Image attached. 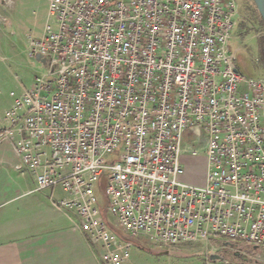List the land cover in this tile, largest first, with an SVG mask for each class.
<instances>
[{"label": "built area", "instance_id": "2783aa9c", "mask_svg": "<svg viewBox=\"0 0 264 264\" xmlns=\"http://www.w3.org/2000/svg\"><path fill=\"white\" fill-rule=\"evenodd\" d=\"M48 12L29 47L47 71L10 93L0 143L36 190L63 191L54 205L75 212L100 264L126 262L141 237L207 257L263 249L264 78L236 67L237 1L49 0ZM200 153L194 183L183 156Z\"/></svg>", "mask_w": 264, "mask_h": 264}, {"label": "rangeland", "instance_id": "374dc122", "mask_svg": "<svg viewBox=\"0 0 264 264\" xmlns=\"http://www.w3.org/2000/svg\"><path fill=\"white\" fill-rule=\"evenodd\" d=\"M236 1L238 16L229 42L236 67L247 77L264 78L260 53L264 46V39H260L264 37L261 18L252 0ZM48 5L49 0H4V3L0 0V95H8L10 91L18 94L17 89H29L35 77L46 73V67L29 56V47L31 40L40 39L51 23ZM183 158L189 163L187 169L191 176L187 180L199 183L202 180V153L196 158ZM95 192L101 198L100 193ZM139 240V247H130L125 264H264V248L247 256L245 263L228 253L221 260L211 261L206 256L209 248L204 244L159 249L143 237Z\"/></svg>", "mask_w": 264, "mask_h": 264}, {"label": "crops", "instance_id": "0c3cea01", "mask_svg": "<svg viewBox=\"0 0 264 264\" xmlns=\"http://www.w3.org/2000/svg\"><path fill=\"white\" fill-rule=\"evenodd\" d=\"M22 91L17 89L18 94ZM10 93L0 95V132L13 103ZM15 163L11 144L1 142L0 264H100L98 246L90 245L74 226L75 212L54 205L65 196L63 191L36 190L34 177L16 171ZM139 241L134 246L139 247Z\"/></svg>", "mask_w": 264, "mask_h": 264}, {"label": "water", "instance_id": "95a60500", "mask_svg": "<svg viewBox=\"0 0 264 264\" xmlns=\"http://www.w3.org/2000/svg\"><path fill=\"white\" fill-rule=\"evenodd\" d=\"M252 1H253L254 6H255V9L257 10L261 20L264 23V0H252ZM35 58H36L37 62H39L41 64L45 63V61L42 58H40V56L37 55ZM225 245L230 246V244H228V243H225ZM232 256L234 258L242 260L243 263L248 261V257L246 255L240 254L237 251L233 252ZM222 258H223L222 256H219L217 254H211L209 256V260H211V261L221 260Z\"/></svg>", "mask_w": 264, "mask_h": 264}, {"label": "trees", "instance_id": "16d2710c", "mask_svg": "<svg viewBox=\"0 0 264 264\" xmlns=\"http://www.w3.org/2000/svg\"><path fill=\"white\" fill-rule=\"evenodd\" d=\"M259 21H260V25H261L262 27H264V23H263V21H262V20H259ZM260 39L263 40L264 37H261ZM263 44H264V43H263ZM260 53H261L262 61L264 62V46L260 48Z\"/></svg>", "mask_w": 264, "mask_h": 264}, {"label": "bare ground", "instance_id": "6f19581e", "mask_svg": "<svg viewBox=\"0 0 264 264\" xmlns=\"http://www.w3.org/2000/svg\"><path fill=\"white\" fill-rule=\"evenodd\" d=\"M35 57H36V56H35ZM35 57H34V58H35Z\"/></svg>", "mask_w": 264, "mask_h": 264}]
</instances>
